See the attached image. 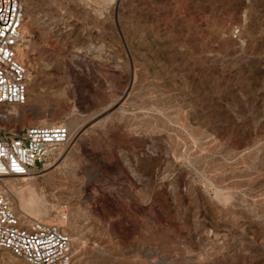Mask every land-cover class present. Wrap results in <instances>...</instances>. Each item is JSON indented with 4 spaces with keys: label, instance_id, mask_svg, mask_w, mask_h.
Masks as SVG:
<instances>
[{
    "label": "rangeland",
    "instance_id": "1",
    "mask_svg": "<svg viewBox=\"0 0 264 264\" xmlns=\"http://www.w3.org/2000/svg\"><path fill=\"white\" fill-rule=\"evenodd\" d=\"M23 4L28 101L0 134L70 136L33 180L47 213L16 212L66 204L72 264H264V0Z\"/></svg>",
    "mask_w": 264,
    "mask_h": 264
},
{
    "label": "built area",
    "instance_id": "2",
    "mask_svg": "<svg viewBox=\"0 0 264 264\" xmlns=\"http://www.w3.org/2000/svg\"><path fill=\"white\" fill-rule=\"evenodd\" d=\"M25 7L23 0H0V108L22 107L28 101L23 63ZM63 124L9 128L0 134V264L7 258L25 264H72L73 249L66 228L67 205L48 223L18 214L14 192L38 175L69 141Z\"/></svg>",
    "mask_w": 264,
    "mask_h": 264
},
{
    "label": "bare ground",
    "instance_id": "3",
    "mask_svg": "<svg viewBox=\"0 0 264 264\" xmlns=\"http://www.w3.org/2000/svg\"><path fill=\"white\" fill-rule=\"evenodd\" d=\"M9 114L14 115L15 117L20 116L19 113H17V112L7 113V115H9ZM38 117H40L39 114L33 113V118H38ZM35 178L36 177H31V178L27 179L25 181V184L22 185L19 189H17L14 192V197H16V199H15L16 201L18 200V205H19L20 209L22 211H24L25 213L27 212L29 215L30 214H37V213L46 214L48 208H46L44 206V204L42 206H39L38 204H36L37 202H35V200L33 199V196H32V188H33L32 186L34 184L33 180ZM6 264H15V263L12 261H7Z\"/></svg>",
    "mask_w": 264,
    "mask_h": 264
}]
</instances>
